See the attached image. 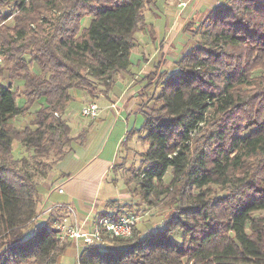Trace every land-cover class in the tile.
Returning a JSON list of instances; mask_svg holds the SVG:
<instances>
[{"label":"trees","instance_id":"16d2710c","mask_svg":"<svg viewBox=\"0 0 264 264\" xmlns=\"http://www.w3.org/2000/svg\"><path fill=\"white\" fill-rule=\"evenodd\" d=\"M154 5L0 0V264H58L71 247L57 237L64 209L35 220L39 185L71 150L70 103L96 99L99 86L110 92L118 74L140 84L144 114L140 164L120 165L128 191L176 207L162 228L82 247L79 264H264V0L219 2L190 23L197 43L174 70L154 61L133 71L136 33ZM23 113L32 118L16 126ZM109 204L101 215L130 209Z\"/></svg>","mask_w":264,"mask_h":264},{"label":"crops","instance_id":"0c3cea01","mask_svg":"<svg viewBox=\"0 0 264 264\" xmlns=\"http://www.w3.org/2000/svg\"><path fill=\"white\" fill-rule=\"evenodd\" d=\"M181 1L155 0L156 5L147 9L146 27L136 33L137 45L131 55L132 61L135 64L140 62L142 69L150 70L154 61H162L163 67L168 70L174 69L175 62L197 43V37L188 30L190 23L203 22L218 3L225 0H187L186 6L180 5ZM125 79V74L116 75L113 89L108 93L103 91L96 99L92 100L87 93L79 98V102L98 101L102 110L96 118H76L74 115L76 120L70 122L75 137L71 150L39 185L41 214H49L50 208L56 204H66L74 211L70 215L65 214L69 220L85 224L92 213L109 208V201L120 200L112 188L113 183L117 185V179H112L111 184L104 187L103 191L106 175L115 163L112 162L115 151L108 158L103 157V153L116 129L114 148L119 145L126 126L128 129L130 124L129 118L125 117V111L130 107L131 97H136V93L131 91L132 81ZM17 100L19 104L22 103L21 97ZM114 102L117 103V110L112 108ZM131 112L128 114L127 111L128 116ZM31 118L32 115L23 113L16 116L13 122L16 126H23ZM120 124H123V131ZM13 148L17 156H21L25 150L19 141L14 143ZM129 196L130 192L122 194L123 203L128 202L126 200ZM70 248L74 247L71 245ZM62 260L65 262L64 257Z\"/></svg>","mask_w":264,"mask_h":264},{"label":"rangeland","instance_id":"374dc122","mask_svg":"<svg viewBox=\"0 0 264 264\" xmlns=\"http://www.w3.org/2000/svg\"><path fill=\"white\" fill-rule=\"evenodd\" d=\"M6 9H7V7L4 10H6ZM89 20H90V18H85L83 21V24H85V26H87L90 22ZM9 23H11V21H9ZM140 34H138L139 37H140ZM135 50H136V52L139 51V50H137V48ZM7 63L8 62L5 61L2 58V56H0V68H1V66H4ZM171 70H174V69H171ZM133 71L139 72V67L137 66V64L134 65ZM125 76H126L125 80L128 81L129 76H127V75H125ZM117 87H118V85H117ZM103 89H104L103 86L97 87L96 94L102 93ZM139 89H140V84H136L135 86L132 87L131 91L132 92L135 91V93H136V90H139ZM139 100L140 99H137V97H133L132 100L130 101L132 103L130 104V107L127 108L128 114L132 111L131 112L132 114L130 116H128L127 111H125L126 112L125 117L129 118L130 124H129L128 129L126 126V130L124 131V136H123L122 140L120 141L119 145L116 148H114L115 144H113V142L115 141V137H117V129H116L113 136L108 141L107 146L105 148V151L103 153V157L108 158V157H112V153H113V151H115V155L112 159V162L113 163L115 162L114 165H116V164L118 165L117 170L112 168L108 171V173L106 175L107 177L105 178V183L103 184V191H104V187H107V185L111 184L110 181H112V179H117V185H115V183H113L112 188H113V192H117V194H118L117 197L120 198V200H119L120 202H124L123 201L124 198L122 197V194L129 192L128 187H127L125 180H124V177H123V172L125 169L124 168L121 169L120 165L124 164L125 168H128V167L132 166L133 164L136 166H139V164H140L139 157H137V156L134 157L135 151L137 149H140V150L144 149V146L142 145V142L140 139V135H141L140 128L142 127V125L144 123V114L141 111V109L139 108V105H138ZM79 103H81V102H79L77 100L72 101L70 103V105L68 106V107H70L68 114H72V115H69V117H70L69 121L70 122H74V120H76L74 118V115L77 113L76 109L79 107V105H80ZM73 112H74V115H73ZM75 117L77 118L78 116L76 115ZM124 122H125V120H124ZM119 126H122L121 130L123 131V124L122 125L120 124ZM119 129H120V127H119ZM131 129L134 130V133H132L130 135L127 143L123 144L122 141L127 137V134L129 132V130H131ZM99 136H100V133L98 134L97 139L99 138ZM27 155L32 160L31 153H28ZM171 177H172L171 173L170 172L167 173V175L165 176L164 182L169 183ZM133 183L131 185L132 187H134ZM103 194H104V192L102 194H100V198H102ZM130 198H132L133 200H130ZM162 198L154 197L153 198L154 203H153L148 199H144L140 193H137V194L132 193L131 197L130 196L128 197L127 201H128V204L130 205L129 210H133V212L136 213L137 215H143L144 216V218L141 221H139V223L137 225L138 226L137 227L138 233H141V235L146 234L147 232H149L150 230H152L154 228H162L164 226V222L168 218L169 214H171L172 211L175 209L176 206H174V205L172 206V208L168 207V205L171 203H169V204L167 203L169 200L167 197L163 196ZM130 201L132 204L130 203ZM65 214H67L66 211L62 212V216H65ZM68 214L70 215L72 213L68 212ZM39 221H42V220L39 219ZM66 242H68V241H66ZM70 243H71L70 245H72V242H70ZM78 253H79L78 249H76L75 247L73 249L69 247L62 254V256L60 257V260H62L64 257V260L67 264H78V261L76 259Z\"/></svg>","mask_w":264,"mask_h":264},{"label":"built area","instance_id":"2783aa9c","mask_svg":"<svg viewBox=\"0 0 264 264\" xmlns=\"http://www.w3.org/2000/svg\"><path fill=\"white\" fill-rule=\"evenodd\" d=\"M187 4V0H182L180 2V5L182 6H186ZM79 104L75 115L80 118H96L101 113L102 108L98 101L81 102ZM69 108L70 107L67 108L65 115L68 119L70 118L69 115H72L68 114ZM112 108L117 110L116 102L112 104ZM56 115H58V113H56ZM59 190L61 192L63 191V189ZM130 200L133 199L130 198ZM60 208L65 209L67 214L68 212H74L72 208L66 204H56L50 208V211ZM143 218V215H137L133 210H126V212H124L118 219L107 215H101L99 211H96L92 213L88 223L80 224L78 222L70 221L68 215H65L56 220L57 237L61 243L66 241L72 242V245L78 250L87 245L105 246L109 238L131 237L134 233L135 227ZM39 219H43V214H39V216L35 218L37 221ZM76 259L79 264V253L77 254ZM58 264L67 263L63 260H59Z\"/></svg>","mask_w":264,"mask_h":264}]
</instances>
